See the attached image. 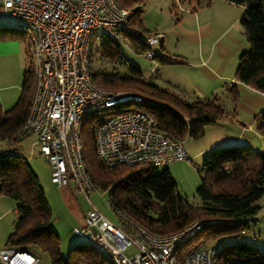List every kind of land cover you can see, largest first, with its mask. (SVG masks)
Listing matches in <instances>:
<instances>
[{"label":"trees","instance_id":"16d2710c","mask_svg":"<svg viewBox=\"0 0 264 264\" xmlns=\"http://www.w3.org/2000/svg\"><path fill=\"white\" fill-rule=\"evenodd\" d=\"M138 0H121L131 6ZM243 6L239 22L248 48L238 57L236 79L264 92V0H227ZM133 9V8H132ZM139 12L133 9L127 37L134 51L146 45L141 37L147 29L141 20L133 19ZM23 33L12 26H0V38ZM101 55L115 60L120 57V45L114 39L102 42ZM88 69L93 82L111 92L131 91L139 100L127 99L117 108L137 107L151 115L160 130L177 139L186 135L199 137L206 125L225 117V109L215 98L184 100L174 92L141 78L143 74L130 66L129 74L94 70L89 52ZM161 64H173L174 59L157 56ZM35 90L33 65L22 72L19 97L12 106L0 105V140H18L29 112ZM232 97L237 98L234 86ZM95 119H88L81 137L85 164L92 179L107 193L113 206L154 233L176 231L192 221L216 220L204 225L196 234L199 245L212 244L229 236L239 237L253 222L261 208L257 202L264 193V110L255 117V129L263 136V148L247 143H229L212 147L202 159L201 184L197 194L201 206L194 207L177 191V182L168 168L159 165L116 164L105 166L98 161L93 144ZM182 160V159H181ZM0 193L15 200L17 214L12 231L6 238L7 246L40 250L51 264H110L108 259L89 243H79L63 257L58 233L50 226L51 211L37 176L25 157L9 150H0ZM195 236V237H196ZM193 239V238H192ZM191 241V240H190ZM189 241V242H190ZM217 264H264V251L245 242L222 243L217 250Z\"/></svg>","mask_w":264,"mask_h":264},{"label":"built area","instance_id":"2783aa9c","mask_svg":"<svg viewBox=\"0 0 264 264\" xmlns=\"http://www.w3.org/2000/svg\"><path fill=\"white\" fill-rule=\"evenodd\" d=\"M133 9L121 0H0V15L15 19L14 29L28 36L33 60L35 90L21 133L33 134L39 152L57 186L72 181L88 201L84 225L74 227L110 264H217L215 244L189 246L206 224L190 222L171 233H154L113 206L112 221L90 200L105 192L92 179L85 164L81 131L95 119V155L105 166L116 164L166 165L186 158L182 139L159 129L157 121L137 107L117 108V103L141 97L131 91L111 92L96 85L88 69L90 38L97 28L104 43L116 40L134 51L127 37ZM143 55L157 63L156 48L162 35L146 31L141 37ZM104 198V197H103ZM132 247L134 251L127 252ZM0 264H39V256L27 248L4 246Z\"/></svg>","mask_w":264,"mask_h":264},{"label":"rangeland","instance_id":"374dc122","mask_svg":"<svg viewBox=\"0 0 264 264\" xmlns=\"http://www.w3.org/2000/svg\"><path fill=\"white\" fill-rule=\"evenodd\" d=\"M184 6V3L180 0H138L131 6L127 7L133 9L138 8L139 12L133 19L141 20L146 28L167 33L172 27L175 19L179 17L181 9L185 8ZM15 22V19L11 17L0 15V24L12 26ZM20 37H23L26 42H29L28 36L25 32L21 33ZM103 38L104 35L99 28L93 31L90 38L89 48L91 64L94 70L118 72L121 75H124L130 73V66H135L139 69L141 74H143L141 78L147 82H156L162 86H171V84L176 83L175 81L179 80L180 72L177 66L167 64L165 66L159 64L155 65L143 55L142 51H130L123 46H120V57L115 60L105 58L101 55ZM156 48H158V45ZM30 63L33 64V60L32 57H28L27 54V66H30ZM14 64V60L10 58L3 67L6 68V71ZM183 78L184 77H181V79ZM192 80H195V78L192 77ZM187 90L189 92L186 98H192L193 91L191 88ZM121 91L122 90H115L114 92ZM10 106L12 105H9L5 109ZM226 128H229L232 132L235 130L233 127ZM214 129L215 131L218 130L217 127H205L204 133L199 137L186 135L183 140L184 150L187 155L186 158L176 160L166 165H159L157 167L158 170L165 167L168 168L170 174L177 182V191L194 207H200L202 204L201 199L197 194V188L201 184L202 172L200 168L203 156L215 146L213 145L204 149L205 146L210 144V142H213V138L216 136V133H213ZM253 130H256L255 127H253ZM234 133H237V131ZM246 133L253 136V142H255V144H259V140L255 136L254 131L251 132L248 130ZM34 141L35 136L33 134L23 136L16 141L0 140V150L6 149L25 157L29 166L37 176L39 185L44 192L47 204L51 211L49 224L58 233L60 252L62 256L65 257L72 246L79 243H89L86 237L77 235L73 231L74 227L80 228L84 225V212L89 207V203L84 196L78 192L72 181H70L68 185L62 186H57L51 181L49 165L44 156L39 152V148ZM103 197L100 194L95 193L90 196V200L92 204H94L109 219L117 221L114 212L104 203V199L108 198L106 192L103 193ZM257 202L261 205V208L254 215L255 220L250 223L249 227L246 228L239 237L229 236L216 241L213 244L219 247L222 243L234 244L237 242H245L260 251H264V193ZM15 206L14 199L6 194L0 193V248L7 246L6 238L12 231L16 221L17 214L14 209ZM195 221L200 222L199 219ZM197 242L198 240L196 236L191 239L188 245L192 246ZM199 243L201 242L199 241ZM206 243L212 244L211 242ZM31 251L39 256V264H51L46 253L36 249ZM130 251H134V249L128 247L127 252Z\"/></svg>","mask_w":264,"mask_h":264},{"label":"crops","instance_id":"0c3cea01","mask_svg":"<svg viewBox=\"0 0 264 264\" xmlns=\"http://www.w3.org/2000/svg\"><path fill=\"white\" fill-rule=\"evenodd\" d=\"M180 1L185 8L181 9L179 17L167 33L150 30L141 21L147 31L162 35L157 49L163 56L176 60L167 65L177 66L180 72L179 80L172 82L171 86L154 83L184 100L215 98L221 103L225 109V117L205 126L217 127L218 130H213L216 136L204 149L236 142L262 149L263 136L253 130V127L256 115L264 110V92L239 82L235 76L238 57L248 48L239 22L243 6L227 0ZM20 36L21 34L0 38V105L3 109L13 105L16 97H19L22 72L27 66V54L28 57L31 56L30 43ZM10 58L14 60L15 66L5 71L3 66ZM156 64L166 65L159 62ZM232 86L238 95L236 100L232 97ZM188 87L193 91V97L189 99L186 98ZM226 127H233L237 133ZM248 130L255 132L259 144L253 142V136L246 133Z\"/></svg>","mask_w":264,"mask_h":264}]
</instances>
